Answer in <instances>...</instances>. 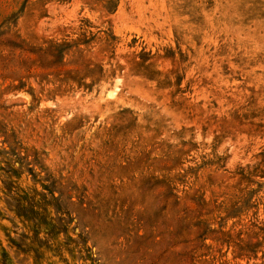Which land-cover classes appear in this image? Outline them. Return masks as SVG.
I'll use <instances>...</instances> for the list:
<instances>
[{"label": "rangeland", "instance_id": "obj_1", "mask_svg": "<svg viewBox=\"0 0 264 264\" xmlns=\"http://www.w3.org/2000/svg\"><path fill=\"white\" fill-rule=\"evenodd\" d=\"M0 264H264V0H0Z\"/></svg>", "mask_w": 264, "mask_h": 264}]
</instances>
